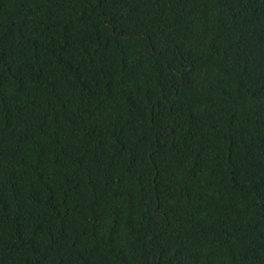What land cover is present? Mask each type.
I'll return each instance as SVG.
<instances>
[{
	"label": "trees",
	"instance_id": "trees-1",
	"mask_svg": "<svg viewBox=\"0 0 264 264\" xmlns=\"http://www.w3.org/2000/svg\"><path fill=\"white\" fill-rule=\"evenodd\" d=\"M0 264H264V0H0Z\"/></svg>",
	"mask_w": 264,
	"mask_h": 264
}]
</instances>
